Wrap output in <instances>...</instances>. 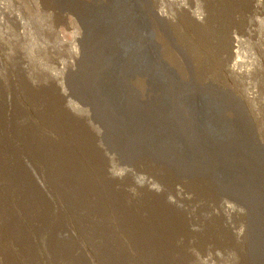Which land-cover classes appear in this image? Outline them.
Listing matches in <instances>:
<instances>
[{"label":"bare ground","instance_id":"obj_1","mask_svg":"<svg viewBox=\"0 0 264 264\" xmlns=\"http://www.w3.org/2000/svg\"><path fill=\"white\" fill-rule=\"evenodd\" d=\"M99 9L94 6L83 10L70 5L61 8L63 12L75 15L92 37L90 55L84 52L91 74L83 81L81 78L78 82L75 80L67 88L68 92L63 91L60 100L70 108L88 110L92 123L98 128L108 130L113 127L117 131L113 141L121 144L124 137L132 139L131 146L107 144V153H115L121 158L117 168L118 165L123 170L132 168L136 160L152 161L164 177L170 171L187 178L194 185L193 189L203 195L221 200L227 210L241 208L247 216L248 233V242L243 247V264H264V226L261 222L264 191L257 185L260 176L264 175L261 154L245 149L244 134L224 117V104L217 102L213 95L206 98L207 113L202 121L214 132H207L191 109L189 97L180 94L181 86L165 68L161 52L154 46V51H145L143 36L139 37L141 60L136 58L139 54L130 49L119 65V22L114 13L109 14L104 40L98 39L95 35L102 30ZM155 17L160 30L165 32L161 26L163 19L159 15ZM130 28L126 39L134 42L136 37ZM100 41L104 45L102 65L95 60L97 51L99 55L102 53L97 49ZM138 60L141 64L136 70ZM132 73H136L150 92V97L142 103L126 104L120 94L121 78ZM75 82L89 91H76L73 88ZM25 83L22 79L17 86L23 90L27 87ZM4 95L0 85V264H41L35 262L34 257L38 256L42 258V264H57L59 260L70 261L66 264H85L73 245L62 237L70 223L90 226L95 223L92 231L101 240V251L96 249L93 256L95 264H174L173 261L183 256L185 242L180 240L188 233L178 214L156 195L151 200H142L113 191L106 179L99 176L100 151L90 135L77 124L70 126L68 119L62 120L59 111L45 107L46 93L42 92V97L35 99L39 98L37 103H41L46 121L56 127L55 133L41 131L20 116H5ZM136 105L140 111L136 110ZM184 111L188 118L170 120L171 116ZM178 123L188 132V136L182 135L187 138L185 144L188 147L176 153L154 152L152 143L183 141L177 134L157 140L159 131H168ZM221 127L224 130L221 131ZM172 132L177 133L173 129ZM117 168L112 167L113 173ZM141 182L148 190L154 188L151 181ZM33 223L39 227H34ZM119 227L134 235L137 254L128 253L124 244L115 238L113 231ZM215 235L222 236L218 225L209 227L205 233L211 239Z\"/></svg>","mask_w":264,"mask_h":264},{"label":"rangeland","instance_id":"obj_2","mask_svg":"<svg viewBox=\"0 0 264 264\" xmlns=\"http://www.w3.org/2000/svg\"><path fill=\"white\" fill-rule=\"evenodd\" d=\"M109 2L0 0V85L5 93L4 115L20 116L41 131L55 133L56 127H51V121H46L42 105L37 103L39 98L35 99L42 97V92L46 93L45 107L59 111L62 120L68 119L70 126L77 124L90 135L92 143L100 151L99 176L106 179L113 191L142 200H151L156 195L178 214L188 236L180 240L185 242L183 256L173 261L174 264H243V247L248 242V233L247 216L241 208L227 210L221 200L203 195L193 189L194 185L187 178L178 177L168 170V176L164 177L152 161L136 160L132 168L123 170L119 165L117 168L121 158L115 153L108 154L107 144L131 146L132 139L124 137L126 142L121 144L113 141L117 132L113 127L108 130L98 128L92 123L88 110L70 108L60 100L63 91L68 92L67 88L75 80L78 82L81 78L83 81L91 74L84 52L90 55L89 41L92 37L75 15L63 12L61 8L70 5L84 10L94 6L99 8ZM141 9L155 50L161 52L165 68L181 86L180 94L189 97L196 117H200L197 108L200 98L216 97L217 102L224 104V117L244 134L242 143L245 149L261 154L264 169V0H143ZM156 15L163 19L161 26L165 32L160 30ZM136 25L133 23L130 28L135 37L139 35ZM96 34L102 41L106 35L104 29ZM102 41L97 43V49L102 53L99 55L97 51L95 56L100 65L104 55ZM22 79L27 85L23 90L17 86ZM77 82L73 86L76 91H89ZM120 94L126 104L133 101L142 103L150 97V92L136 73L121 78ZM135 108L140 111L139 105ZM181 118H188V114L184 111L171 116L170 120ZM172 129L159 131L157 140L177 134L183 141L152 143L154 152L176 153L188 147L185 144L186 129L180 123ZM112 167L117 168L114 169L115 174ZM143 180L154 183V188L148 190L142 184ZM257 185L264 191V175L260 176ZM261 222L264 226V217ZM33 225L39 227L36 223ZM93 225L70 223L62 233L64 240L73 245L75 253L83 258L85 264H95L94 253L96 249L101 251V240L93 233ZM215 225L219 226L222 236L215 235L212 239L205 236L207 229ZM113 235L124 244L128 253L137 254L134 235L129 230L119 227ZM23 257L26 261L25 255ZM34 259L42 264L39 256ZM64 263L70 261L59 260L57 264Z\"/></svg>","mask_w":264,"mask_h":264},{"label":"water","instance_id":"obj_3","mask_svg":"<svg viewBox=\"0 0 264 264\" xmlns=\"http://www.w3.org/2000/svg\"><path fill=\"white\" fill-rule=\"evenodd\" d=\"M143 0H110V4H105L99 7V20L100 25L99 27L104 29L107 33L108 29V22H109V14L111 15L114 13L115 19L119 22V41L117 43V48L119 51V65H121V60L125 59L126 53L133 49V51L138 53L139 57H136L141 60V53H140V39L139 37L143 36V43L145 46V51L150 52L154 51L152 47L154 44L152 43V35L148 30V23L145 18V15L143 14V11L141 9V3ZM92 18V17H91ZM90 18V20H91ZM136 23L138 28V36L136 39H134V42H131L130 40L127 41V29L131 27V24ZM133 44V46H132ZM146 44L149 45L146 46ZM152 54V53H151ZM141 62L138 60V62L135 63V69L139 70ZM171 74V73H170ZM172 75V74H171ZM173 76V75H172ZM173 79L174 76L172 77ZM206 98H200L199 102L197 103V108L200 112L199 119L204 120L207 108H206ZM190 103V101H188ZM196 105V104H194ZM205 130L209 133H213L214 130H212L210 127H208L205 122H203ZM220 130H224L223 127L220 128ZM218 137V136H217Z\"/></svg>","mask_w":264,"mask_h":264},{"label":"flooded vegetation","instance_id":"obj_4","mask_svg":"<svg viewBox=\"0 0 264 264\" xmlns=\"http://www.w3.org/2000/svg\"><path fill=\"white\" fill-rule=\"evenodd\" d=\"M263 1V0H262Z\"/></svg>","mask_w":264,"mask_h":264}]
</instances>
